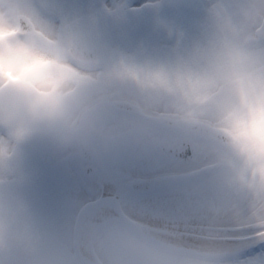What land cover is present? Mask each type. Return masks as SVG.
Segmentation results:
<instances>
[{"label": "flooded vegetation", "instance_id": "1", "mask_svg": "<svg viewBox=\"0 0 264 264\" xmlns=\"http://www.w3.org/2000/svg\"><path fill=\"white\" fill-rule=\"evenodd\" d=\"M93 1L95 6L82 11L58 0L44 1L66 31L79 21L68 16L96 13L83 30L68 33L81 47L96 50L110 68L76 73L91 96L93 119L70 147L57 148L36 135L5 160L0 155V264H86L89 255L102 264H228L165 252L141 240L126 224L134 222L150 234L156 229L191 231L199 239L242 237L228 235V218L217 224L205 212L219 206L228 211V195L245 192V179L236 172L239 166L210 140L182 129L199 126L194 113L192 118L183 116L165 92L149 87L136 70L173 65L205 69L225 36L233 45L243 42L239 10L247 0ZM186 3L203 5L193 34L173 27L157 7ZM152 26L167 32L163 45L134 39ZM79 59L88 63L83 56ZM122 174L137 180L148 176L181 196L175 216L144 214L118 201H90L101 195L92 190L100 181ZM190 176L194 178L177 182ZM101 208H110L117 218L95 216ZM68 209L64 219L53 218ZM92 224L99 237L95 244L86 233Z\"/></svg>", "mask_w": 264, "mask_h": 264}, {"label": "clouds", "instance_id": "2", "mask_svg": "<svg viewBox=\"0 0 264 264\" xmlns=\"http://www.w3.org/2000/svg\"><path fill=\"white\" fill-rule=\"evenodd\" d=\"M239 16L243 42L233 45L225 36L205 69L173 65L136 74L165 92L183 116L194 113L205 139L262 184L264 0H247ZM98 56L75 43L39 0H0V155L36 135L67 148L88 131L91 96L76 73L108 71Z\"/></svg>", "mask_w": 264, "mask_h": 264}, {"label": "snow or ice", "instance_id": "3", "mask_svg": "<svg viewBox=\"0 0 264 264\" xmlns=\"http://www.w3.org/2000/svg\"><path fill=\"white\" fill-rule=\"evenodd\" d=\"M157 7L162 14L169 18L173 27L184 30L186 34L195 32L197 23L203 15V5L197 3L161 4ZM166 35L165 30L152 26L140 31L134 39L163 45ZM92 190L99 191L101 195L90 199V201L100 202L101 204L118 201L144 214L161 211L169 217H174L183 203L181 196L174 195L164 185L153 181L148 176L137 180L131 175L122 174L111 180L100 181L99 185ZM69 214L70 209L53 218L60 221ZM240 254L243 264H264V240L249 239L241 248Z\"/></svg>", "mask_w": 264, "mask_h": 264}, {"label": "rangeland", "instance_id": "4", "mask_svg": "<svg viewBox=\"0 0 264 264\" xmlns=\"http://www.w3.org/2000/svg\"><path fill=\"white\" fill-rule=\"evenodd\" d=\"M39 1L41 4L40 6L45 8V6H43L45 5V0ZM58 1L64 3L65 7L73 11H82L96 5L93 0L89 2H82L83 0ZM3 159L5 160V156H3ZM6 164L5 161L3 166ZM9 167L10 169H14L16 164H12ZM236 169L240 179H245V192L231 193L228 195V211L224 210L223 206H219L215 207L216 211L208 210L205 212L209 218L216 221L217 224H223L228 218V235L240 234V236H242L241 238L250 239L264 237V183L257 184L249 180L243 169L240 167ZM194 212L193 210V213ZM189 215L192 216L193 214L191 213ZM184 233L191 234L192 232L188 231ZM228 264H243V259L237 262L228 261Z\"/></svg>", "mask_w": 264, "mask_h": 264}, {"label": "bare ground", "instance_id": "5", "mask_svg": "<svg viewBox=\"0 0 264 264\" xmlns=\"http://www.w3.org/2000/svg\"><path fill=\"white\" fill-rule=\"evenodd\" d=\"M99 217L117 218L110 208H101L95 210L93 213ZM86 233L91 240V243L98 241L96 225L92 224L86 229ZM152 237L164 244L179 250H187L192 252H230L234 251L239 246L244 245L249 239L238 240H213V239H199L191 234L174 231H161L153 229ZM222 239V238H220ZM256 239V238H252Z\"/></svg>", "mask_w": 264, "mask_h": 264}, {"label": "water", "instance_id": "6", "mask_svg": "<svg viewBox=\"0 0 264 264\" xmlns=\"http://www.w3.org/2000/svg\"><path fill=\"white\" fill-rule=\"evenodd\" d=\"M97 15L96 13L92 16L83 18V21L79 20L76 23H74L73 25L69 26L67 28V32L70 30H74V29H79V30H83L85 23L92 19V18H96ZM182 129H184L185 131H190L192 134L196 135L197 137H199L200 139L206 140L205 139V133L202 131V129L198 126L195 127L194 129H188L184 126H182ZM193 176L190 177H184L181 178L180 181L177 182H181V181H185L188 179H193ZM177 182H173L170 185L176 184ZM126 224L127 226L136 233V235H138L140 237L141 240H143L144 242L160 249L163 250L165 252L168 253H172V254H176V255H182V256H188V257H193V258H200V259H204V260H208V261H215V262H219V261H235V260H240L242 259L241 257V248L244 247V245L239 246L238 248H236L234 251H226V252H192V251H187V250H179V249H175L172 248L166 244H164L163 242L158 241L157 239H155L154 237H152V235L142 226H139L138 224L134 223V222H130L126 220ZM238 240L241 238H222L219 240ZM242 239H249V238H242ZM252 239V238H251ZM256 240H264V237H259L256 238ZM84 259L86 261H84L86 264H102L101 262H99L96 259L95 255H89L84 257ZM96 260V261H95Z\"/></svg>", "mask_w": 264, "mask_h": 264}]
</instances>
